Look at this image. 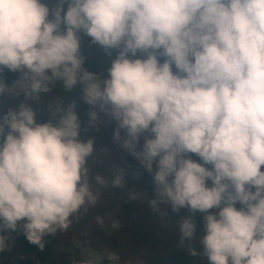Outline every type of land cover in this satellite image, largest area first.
Returning <instances> with one entry per match:
<instances>
[{
	"label": "clouds",
	"instance_id": "1",
	"mask_svg": "<svg viewBox=\"0 0 264 264\" xmlns=\"http://www.w3.org/2000/svg\"><path fill=\"white\" fill-rule=\"evenodd\" d=\"M80 32L109 55L119 50L108 79L84 67ZM5 70L20 77L11 87L0 78V97L39 102L62 81L112 116L126 132L123 147L150 173L157 162L152 206L206 214L210 264H264V0H60L52 10L42 0H0V77ZM75 109L57 104L38 123L25 102L0 117V252L4 233L16 231L43 252L46 237L68 233L98 205L86 166L94 142L79 140ZM145 133L152 138L137 151ZM123 176L112 186L123 187ZM95 223L104 229L103 216ZM196 229L183 219L181 242ZM70 251V264L121 258L80 241Z\"/></svg>",
	"mask_w": 264,
	"mask_h": 264
},
{
	"label": "rangeland",
	"instance_id": "2",
	"mask_svg": "<svg viewBox=\"0 0 264 264\" xmlns=\"http://www.w3.org/2000/svg\"><path fill=\"white\" fill-rule=\"evenodd\" d=\"M42 2L52 6L56 3L59 4L60 0H42ZM67 7L68 5L65 4V12ZM78 35L81 38L82 55L91 57L100 66L101 80L108 79V70L111 68L113 60L117 58L119 50H110L111 55H109L102 46L93 43L92 38L84 32H80ZM130 58H141V54H138L137 57L130 55ZM63 101L64 97L52 90L46 94L42 93L39 102L26 100L23 94L19 96L5 94L0 97V117L6 114L9 109L18 110L19 105L25 102L29 103L36 112V119L40 116L51 117L50 109ZM94 109L98 113V119L92 122L91 117H88L80 121L79 140L85 143L89 140L94 142V152L88 158L86 166L90 170V183L94 186V190L98 189L101 193L100 201L96 208L90 210V213L80 223L74 224L68 233H58L55 238L46 237L51 243L43 252H39L41 259L48 264H70L69 249L63 251V248L68 242L84 239L86 244L91 245L97 251L113 249L118 252L121 258L116 264H152L160 256L177 249L186 250L189 257L197 258L200 264H210L201 243L206 235L204 219L206 214L199 212L200 225L196 229L194 237L184 240L182 243L180 228L182 220L186 217L170 219L169 213L173 209L170 203L160 202L156 208L152 206L151 201L157 199L155 184L148 186L139 182L131 183L127 180L124 170L121 168L125 164L121 153L125 151L123 141L127 138L126 132L119 129L118 122L112 116L100 111L99 108ZM107 121L113 122L111 125L113 135L108 131ZM118 129L121 136L120 141L115 139ZM105 133L109 135V139L105 138ZM145 136L151 137V133H145ZM112 146L114 152L111 156L107 150ZM192 157L199 159L195 154H192ZM142 167H144L143 164ZM121 172L124 174L123 187H113L112 181L115 180L116 174ZM97 175L108 181L107 187H101L96 183ZM132 202L137 205L138 210L127 219L121 208L125 203ZM209 212L212 213L210 210ZM97 215L103 216L104 229L95 223ZM114 219L119 222V229L111 227ZM4 234L10 236L7 241L9 247L0 252V264H26L20 251L22 245L18 240V231L12 235L6 232ZM36 249L40 250L38 246ZM192 250L198 254L192 255Z\"/></svg>",
	"mask_w": 264,
	"mask_h": 264
},
{
	"label": "trees",
	"instance_id": "3",
	"mask_svg": "<svg viewBox=\"0 0 264 264\" xmlns=\"http://www.w3.org/2000/svg\"><path fill=\"white\" fill-rule=\"evenodd\" d=\"M57 6H58V3H56L52 6H49V8H50V10H52V9H55ZM50 18H52V17L50 16ZM84 57L86 58L84 67L89 72L97 74L98 77L100 78V70H99L100 66L91 57H88V56H84ZM161 62H163V61L161 60ZM174 71H175V68H174ZM19 77H20V73H13L9 70H5L3 73V76L0 78H2L6 82V84L9 87H11L14 84V82L19 79ZM62 84H63L62 81H57L56 85L54 87H52L53 92L58 93L64 97V101L62 103H60L59 105L64 106V105L70 104L73 101H75V103H76V109L75 110H76V113L79 117V120L82 121L86 117H90V113L95 111V109L92 106L86 104L83 101V99L80 98V97H82L80 87L77 86L76 88H74L69 93L63 89ZM53 108L50 109L51 112H52ZM51 118H52V115H51V117L40 116L37 118V122L38 123H45ZM112 124H113V122H111V121L106 123V125L108 126V131H110L113 135L114 132H112V129H111ZM103 132H105V131H103ZM105 138L109 139V135L107 133H105ZM145 138H152V137H147V136H145V134H143L140 137L139 145L137 147V151H142L143 144L145 142ZM119 149H120V147H119ZM113 152H114L113 146L111 147V149L107 150V153L111 156L113 155ZM121 155H122V159L125 163L124 165L121 166V168L124 170L125 176H126L127 180H129V182H131V183L139 182L142 185H154L155 184L154 183V176H155V172L158 170L157 162H154L153 171L150 173L149 171H147V169L145 167H142V163L140 162V160L137 159V157L135 155H133L129 149L125 148V151H122ZM188 155L190 158L192 157V154H188ZM191 159H193L195 161L200 160V159L195 158V157H192ZM208 167H210V166H208ZM208 183H209V186L211 187L212 186L211 181H209ZM136 206L137 205L134 204L133 202L132 203H125L121 208L122 212L124 213V217L129 219L132 212L136 211ZM240 207H241V205L238 204L237 208H240ZM137 210H138V207H137ZM210 211L212 213L218 214L219 209H215V210L212 209ZM180 216H185L186 218H191L193 220V222L197 225V228L199 227V225H200V213L198 211L193 213V212H191V210L189 208H182L179 211H174L172 209L169 213V217L172 220L177 218V217H180ZM6 233H9V232H6ZM14 233L15 232H11L9 234L12 235ZM17 236H18V240H19L20 244L22 245V248L20 249V251H21V254H22L26 264H48L41 259L40 254H39L40 250H37L36 246L31 244L25 238L22 231H18ZM79 241L81 243H85L84 239H80ZM66 249H69L68 252H70V254H71L70 249H74V242L66 243L65 247L63 248V251H65ZM152 264H200V263H199V260L197 258H195V257L190 258L188 253L186 252V250L177 249V250L169 251L168 253H166V255L160 256L158 258V260Z\"/></svg>",
	"mask_w": 264,
	"mask_h": 264
}]
</instances>
